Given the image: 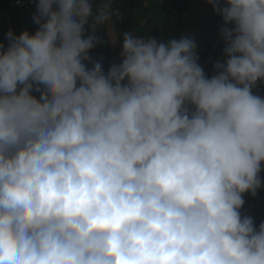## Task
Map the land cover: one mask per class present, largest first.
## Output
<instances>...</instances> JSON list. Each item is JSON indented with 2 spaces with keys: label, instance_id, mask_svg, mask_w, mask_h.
Here are the masks:
<instances>
[{
  "label": "clouds",
  "instance_id": "obj_1",
  "mask_svg": "<svg viewBox=\"0 0 264 264\" xmlns=\"http://www.w3.org/2000/svg\"><path fill=\"white\" fill-rule=\"evenodd\" d=\"M222 56L122 33L111 0H38L0 42V264H264V0H209ZM92 64L89 68L84 63ZM39 93V95H36Z\"/></svg>",
  "mask_w": 264,
  "mask_h": 264
},
{
  "label": "built area",
  "instance_id": "obj_2",
  "mask_svg": "<svg viewBox=\"0 0 264 264\" xmlns=\"http://www.w3.org/2000/svg\"><path fill=\"white\" fill-rule=\"evenodd\" d=\"M144 0H115L116 3V21L117 25H124L126 18V11L132 8L133 4L140 3ZM167 7L177 12V9L181 8L183 4L187 3V0H163ZM102 0H93V3H100ZM226 0H221V3H225ZM38 0H6L4 4L0 7V22H4V26L0 23V29L3 30L1 37L6 38L7 33L10 29L14 30L15 33L29 29L31 27L37 28L38 25L33 23V13L36 11V4ZM26 18L27 20H23ZM6 22V23H5ZM119 29V27H117ZM105 25L100 28V34L103 37V32ZM122 32V28L119 29ZM103 46V45H102ZM102 46H97L90 53V55L95 60L103 59V68L107 72L110 66V59L101 54L100 48ZM225 47L224 41L220 35V28L213 31H207L206 35V46L203 48H197L198 55L200 57L199 63L203 67L205 73L211 77L215 74L214 64L222 56L223 48ZM87 66H92L88 61H84ZM254 94L264 96V82H260L253 89ZM39 95V93H36ZM261 176L264 177V172H261ZM252 200L259 202V207L257 210V223L258 226L261 222H264V188L259 189L255 196L245 193Z\"/></svg>",
  "mask_w": 264,
  "mask_h": 264
},
{
  "label": "crops",
  "instance_id": "obj_3",
  "mask_svg": "<svg viewBox=\"0 0 264 264\" xmlns=\"http://www.w3.org/2000/svg\"><path fill=\"white\" fill-rule=\"evenodd\" d=\"M158 4H160L158 0H144L140 3L133 4L132 8L126 11L127 13H126L125 20L127 19L129 20V25L126 27L125 31L131 32L132 34L136 36H140V37L142 36V37L148 38L149 31L155 25L159 24L158 22L154 21L152 17L153 14L160 13L157 7ZM111 5H112V12H113V15L111 14V23L115 27L114 36L110 37L108 33L109 24L105 25V29H104V31H107V35L111 43L110 48H111L112 43L118 41V32H120V30L117 32L116 28L122 27V26L117 25L118 22L116 21L117 19L114 15L117 9L115 0H111ZM210 17H211V10L209 9L205 0H187L186 10L181 16V19H182L181 21L183 22L181 36H187L190 38H194L199 48L205 47L206 46V35H207L208 27H209L207 24H208V20ZM143 21L147 23L145 28L141 26V23H143ZM221 27H218V28H221ZM121 33H124L123 27H122ZM257 203L258 205L255 210V220H256V226L258 228L257 210H258L260 203L259 202ZM250 207H251V203L245 202L244 208L247 210V212H248V208Z\"/></svg>",
  "mask_w": 264,
  "mask_h": 264
},
{
  "label": "trees",
  "instance_id": "obj_4",
  "mask_svg": "<svg viewBox=\"0 0 264 264\" xmlns=\"http://www.w3.org/2000/svg\"><path fill=\"white\" fill-rule=\"evenodd\" d=\"M6 0H0V7L4 4ZM159 3H161L163 9H164V12H165V18L164 20L155 25L150 31H149V37L150 36H156L162 40H169V39H179L181 37V31H182V24L183 22L181 21V16L182 14L184 13V11L186 10V7H187V3L183 4L181 8L177 9V12H174L172 9L168 8L166 3L163 1V0H158ZM209 9L211 10V17L209 18L208 20V31H213L215 30L216 28L218 27H221L223 25V20H222V17L217 15L215 12H214V9L212 7V4L209 3V0H205ZM23 20H27L26 18H23ZM1 23V22H0ZM4 23V22H2ZM1 23V24H2ZM6 23V22H5ZM129 25V20H125L124 22V25H123V29H124V32L126 27ZM2 26H4V24H2ZM122 27H119V29H121ZM117 29V32L119 31L118 28ZM29 31H35L36 28L35 27H31L28 29ZM24 31V30H23ZM23 31H20V32H17L16 34L19 35L21 32ZM2 32L3 30L0 29V42H4L5 44L7 43V40L6 38L4 37H1L2 35ZM104 34V38H105V45H103L100 50H101V54L107 58L110 59L111 62H117L119 63L120 60H121V57H119L117 60L111 56V48H110V40L108 38V35H107V31H104L103 32ZM122 41V33L121 32H118V42L120 43ZM94 50V48L92 50H90V53ZM89 68H91L92 66H87ZM243 196H245V194H243ZM241 211V214L242 216L244 215H249V213L247 212V210L243 208L240 210ZM247 215V216H248ZM258 225V224H257Z\"/></svg>",
  "mask_w": 264,
  "mask_h": 264
},
{
  "label": "rangeland",
  "instance_id": "obj_5",
  "mask_svg": "<svg viewBox=\"0 0 264 264\" xmlns=\"http://www.w3.org/2000/svg\"><path fill=\"white\" fill-rule=\"evenodd\" d=\"M157 7H158L160 13H158V14H153L152 17H153V20H154V21L160 23V22H162V21L164 20V18H165V12H164V9H163L161 3L158 4ZM111 14L113 15V12H112ZM114 15H115V13H114ZM146 24H147V23H145V21H143V23H141V26H142L143 28H145V27H146ZM147 26H148V25H147ZM108 33H109L110 37H113V36H114V33H115V27L112 25L111 21H110V23H109V25H108ZM141 37H142V36H141ZM143 38H145V37H143ZM121 51H122V46H121V44H120L118 41L112 43V45H111V56H113V57L117 60V59L120 57V52H121ZM244 200H245V202H247V203H251V207L248 208V213H249V216H251L252 218L254 217L253 220H254V223H255V225H256V220H255V210H256V207H257L258 203H257V201L252 200V199H251L250 197H248L246 194H245V196H244Z\"/></svg>",
  "mask_w": 264,
  "mask_h": 264
}]
</instances>
